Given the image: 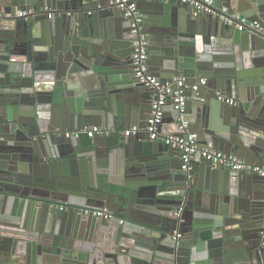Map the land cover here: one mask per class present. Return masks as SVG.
Segmentation results:
<instances>
[{"label": "water", "instance_id": "1", "mask_svg": "<svg viewBox=\"0 0 264 264\" xmlns=\"http://www.w3.org/2000/svg\"><path fill=\"white\" fill-rule=\"evenodd\" d=\"M139 1L150 70L197 85L187 131L264 164V0H213L196 16L181 0ZM237 15L258 27L239 30ZM133 39L110 0H0V264H264L258 175L204 158L185 169L144 132L64 137L145 125L154 93L134 77ZM174 113L170 132H184Z\"/></svg>", "mask_w": 264, "mask_h": 264}, {"label": "built area", "instance_id": "2", "mask_svg": "<svg viewBox=\"0 0 264 264\" xmlns=\"http://www.w3.org/2000/svg\"><path fill=\"white\" fill-rule=\"evenodd\" d=\"M187 3L191 9L192 15L196 16L200 13L211 12V5L213 0H181ZM110 3L123 11V14L129 18L131 32L134 34L132 41V65L134 66V77L144 86L153 90V101L149 117L143 127L137 124L130 125L127 128L114 130L104 129L99 125H92L76 130H65L63 135L65 138H79L82 135L92 137L95 134H117L125 137L138 135L141 132L147 133L148 139L152 141H159L162 144L171 147L181 153V161L185 169L189 168L192 161L199 158L208 160L214 168H228L234 171H246L251 174L258 175L264 180V164L248 163L245 159L234 153H224L221 151L209 149L201 146L197 140L196 134L187 131L189 121L185 118L187 111V96L186 91L196 89L197 85H189L185 82L183 76H175L171 79H162L150 72L147 68L146 60L149 50V35L145 30L143 23V13L138 7L135 0H110ZM35 11L34 8H16L12 12L4 13L6 17L24 18L26 19ZM52 14H48L50 18ZM241 19V24L238 26L239 30L243 29L245 24L253 28L258 27V22H247L244 17L237 15ZM264 34V30H263ZM203 83V80L201 81ZM217 99L228 104H236L233 97L225 96L218 93ZM168 111L177 112L179 129L184 130L181 133H163L162 127L164 119ZM59 209L63 205L58 206ZM86 214H92L96 217L110 219L113 217L112 212L107 209H85ZM123 219H120V223ZM262 226L264 228V214L262 219ZM264 237V231L261 232Z\"/></svg>", "mask_w": 264, "mask_h": 264}, {"label": "crops", "instance_id": "3", "mask_svg": "<svg viewBox=\"0 0 264 264\" xmlns=\"http://www.w3.org/2000/svg\"><path fill=\"white\" fill-rule=\"evenodd\" d=\"M136 2H137V4H138V6H139V9L141 10V12L143 13V17H145V19H146V22H147V24L145 25L144 24V27H145V30L146 31H148V29H152V24H153V20H152V18H150V15H148V14H146V13H148V10H144L143 8H141L142 6H144L145 7V3L144 2H140L139 0H135ZM140 3H142V6H140ZM148 4V3H147ZM150 35V34H149ZM20 44H21V42H19ZM156 62V61H155ZM150 67L151 66H149V65H147V68L150 70ZM150 72H152L151 70H150ZM153 74H154V72H152ZM156 75V74H155ZM188 91H190V90H188ZM188 98V97H187ZM188 101V100H187ZM189 108V105H188V102H187V109ZM189 115V114H188ZM165 121H164V124H163V127H162V132L163 133H168V132H170L171 131V129H172V127H173V112L172 111H168V113H167V115H166V117H165V119H164ZM130 126V125H129ZM129 126H125V127H123V128H127V127H129ZM122 128V129H123ZM153 142H157V141H153ZM158 143H161V142H159L158 141ZM200 159L201 158H199V159H195V160H193L192 161V164L193 165H195V164H200ZM250 174V173H249Z\"/></svg>", "mask_w": 264, "mask_h": 264}, {"label": "flooded vegetation", "instance_id": "4", "mask_svg": "<svg viewBox=\"0 0 264 264\" xmlns=\"http://www.w3.org/2000/svg\"><path fill=\"white\" fill-rule=\"evenodd\" d=\"M60 205H63V208H62V209H59V208H58L59 211H65V210L68 209V205H67V204H65V203H60L58 206H60ZM58 206H57V207H58ZM85 209H91V208H83V209L81 210V212H82L83 215H86V216H90V215H92V214H90V213H89V214H86V213H85ZM123 222H124V219H123Z\"/></svg>", "mask_w": 264, "mask_h": 264}]
</instances>
